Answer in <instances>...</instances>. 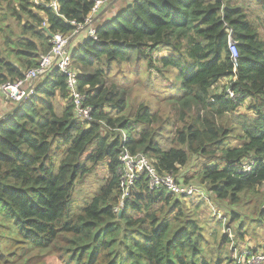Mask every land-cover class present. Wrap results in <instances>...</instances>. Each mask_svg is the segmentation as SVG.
<instances>
[{
  "label": "trees",
  "instance_id": "16d2710c",
  "mask_svg": "<svg viewBox=\"0 0 264 264\" xmlns=\"http://www.w3.org/2000/svg\"><path fill=\"white\" fill-rule=\"evenodd\" d=\"M42 1L0 0V86L36 69L51 36L61 34L93 119L76 118L56 69L34 80L32 96L9 102L11 111L0 118V264H238L234 254L244 248L264 253V240L241 243L245 210L242 225L236 212L242 194L259 196L264 185V41L247 0H131L110 14L114 0L91 24L96 40L89 27L77 30L91 0ZM51 1L56 11L47 7ZM251 3L264 21V0ZM229 36L237 44L235 74ZM132 59L171 82L164 99L174 135L166 150L152 130L151 108L140 103L132 112L125 91L108 83L112 69ZM226 88L241 99L232 101ZM233 115L242 121L230 125ZM123 150L144 156L158 175L195 187L198 204L190 208L164 188L150 191L142 176L119 209ZM247 162L253 169L242 174ZM97 168L105 178L70 214L76 185ZM202 201L215 210L227 203L228 220L221 211L218 219L225 229L236 225L234 236L199 219ZM260 217L264 224V207Z\"/></svg>",
  "mask_w": 264,
  "mask_h": 264
},
{
  "label": "rangeland",
  "instance_id": "374dc122",
  "mask_svg": "<svg viewBox=\"0 0 264 264\" xmlns=\"http://www.w3.org/2000/svg\"><path fill=\"white\" fill-rule=\"evenodd\" d=\"M118 1V2H117ZM116 4L114 3L111 7L110 14H117L119 11L124 9V7L127 5L126 1H120L117 0ZM247 7V13L251 16L252 21L255 23V28L258 31V34L261 36L262 40L264 41V21L262 18V14H256L255 9L258 7L251 3V0H247L245 3H243ZM104 10V9H103ZM108 10V8L105 10V12ZM259 16V17H258ZM100 25H97L99 27ZM95 27V26H94ZM163 55H167V51L161 52ZM133 61L128 63H123L120 65V69H112L110 75H109V82L114 83L117 87L120 89H123L126 93L127 98V104L128 106H133L132 112H134L137 109V106L140 103L147 104L152 112L155 114L156 122L152 125V130H154L156 135V140L160 143L163 150L168 149L171 146V140L174 135V128L172 127V123H168V104L166 102L165 94L166 89L170 86L169 81L161 83L158 78L153 75V72H146L144 70L145 64H143L141 61L137 62L135 59H132ZM151 75V78L149 77ZM135 100V103L133 102ZM248 106V102L246 100L239 106L238 113L241 115L246 114L245 109ZM135 113V112H134ZM238 114V115H239ZM239 115V116H241ZM239 117L236 115L228 116L227 119L229 121L230 125H236L242 121V118L239 120ZM59 157L56 156V160ZM191 163V168L189 173L187 174V177L190 179L191 177V171H197L201 165V161H193ZM190 163L188 166H190ZM187 166V167H188ZM182 173V172H181ZM105 169L103 168H97L95 171L92 172L91 175H89L86 179H84L79 185H76V190L74 193V196L72 197L71 207H70V214H75L78 212V210L82 207L84 201L86 198L91 195L96 187H98V182L100 180H103L105 178ZM193 174V173H192ZM256 191L259 196H251L250 194H242L241 195V202L239 205H237V213L239 215L240 221L239 225L242 220V210H245V215L243 219V226L242 231L246 232V237L244 236V239L241 243L244 245L251 241L252 244L255 247L264 240V224H259L260 222V211L261 204H264V185L262 187L256 188ZM182 200V199H181ZM184 200V199H183ZM187 203L188 207H192L194 204H198L197 199H187L184 200ZM201 201V200H200ZM199 201V202H200ZM195 202V203H194ZM203 202V201H202ZM193 205V206H194ZM228 209L227 203H220L219 208L215 210L213 206L206 205L203 202V205L199 206V209H197L196 213L199 219L202 222H207L208 228L211 230L215 228V226H219L220 233H226L230 236L235 235L236 225H230L229 229H225L226 225L223 222V220L218 219L219 214L217 211H221V214L223 217H225L226 220H228V214L226 211ZM244 214V213H243ZM221 216V215H220ZM215 218V221H218L222 224H216L213 220ZM222 218V216H221ZM230 218V217H229ZM220 220V221H219ZM235 224V222H234ZM241 231V232H242ZM240 243V244H241ZM243 245V246H244ZM228 250L232 249V246L229 244L227 246ZM237 250L238 246H237Z\"/></svg>",
  "mask_w": 264,
  "mask_h": 264
},
{
  "label": "built area",
  "instance_id": "2783aa9c",
  "mask_svg": "<svg viewBox=\"0 0 264 264\" xmlns=\"http://www.w3.org/2000/svg\"><path fill=\"white\" fill-rule=\"evenodd\" d=\"M91 1L94 3V6L90 14L85 18L83 24L77 26V30L89 27L87 29L88 36L93 40H96L95 29L94 27H91V24L95 22L94 20L100 14L102 6L114 0ZM42 2V0H34L36 5H39ZM47 7L56 11V1H51ZM51 40L52 48L48 54L41 56L38 67L27 72L22 80L15 83H6L0 86V93L8 102L20 103L33 95V82L35 79L56 69L64 76L68 100L73 105L76 118L82 121L91 122L93 119V108L85 105L86 96L79 92L77 88V77L79 73L71 66L68 50L69 38L62 36L61 34H55L51 36ZM227 43L233 65V74H235L238 58L236 50L237 44L231 40L230 36L228 37ZM234 80L235 78L233 81ZM225 94L231 98L232 101L241 99L239 95H235L229 88H226ZM119 162L121 166L119 170V188L121 191L119 209L123 208L124 200L128 198L130 190L142 176L145 177L150 191L164 188L170 194L185 200L198 198V191L195 187L179 183L175 181L174 177L171 175H158L148 160L140 154L132 155L127 150H123L119 155ZM253 166L254 162H247L243 165L241 173H250ZM234 259L237 260L238 264H264V253L260 252L256 254L253 251L244 248L239 257L236 253L234 254Z\"/></svg>",
  "mask_w": 264,
  "mask_h": 264
},
{
  "label": "crops",
  "instance_id": "0c3cea01",
  "mask_svg": "<svg viewBox=\"0 0 264 264\" xmlns=\"http://www.w3.org/2000/svg\"><path fill=\"white\" fill-rule=\"evenodd\" d=\"M121 0H119L120 2ZM126 1L127 3L130 2L131 0H122ZM12 104L9 103L4 96L0 93V118L5 117L9 112L11 111V106Z\"/></svg>",
  "mask_w": 264,
  "mask_h": 264
},
{
  "label": "water",
  "instance_id": "95a60500",
  "mask_svg": "<svg viewBox=\"0 0 264 264\" xmlns=\"http://www.w3.org/2000/svg\"><path fill=\"white\" fill-rule=\"evenodd\" d=\"M109 6H110V5H109ZM109 6H107L104 10H102V11L100 12V14L97 16V18L100 17V16H102V15L105 13V10H106ZM97 18H96V19H97ZM96 19H95V20H96ZM95 20H94V21H95ZM19 104H20V103H19ZM118 215H120V211L118 212Z\"/></svg>",
  "mask_w": 264,
  "mask_h": 264
}]
</instances>
